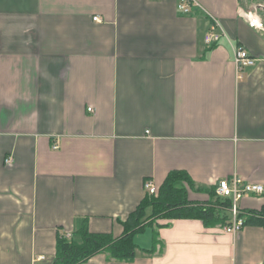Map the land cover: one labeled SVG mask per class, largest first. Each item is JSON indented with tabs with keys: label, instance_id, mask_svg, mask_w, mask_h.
Masks as SVG:
<instances>
[{
	"label": "crops",
	"instance_id": "obj_1",
	"mask_svg": "<svg viewBox=\"0 0 264 264\" xmlns=\"http://www.w3.org/2000/svg\"><path fill=\"white\" fill-rule=\"evenodd\" d=\"M249 1L183 14L179 0H0V264H53L58 235L83 226L120 235L144 182L158 190L172 170L190 176V200L238 176L263 186L238 212L264 208V30L245 17L264 29V5ZM210 16L226 32L213 47ZM236 47L254 65L237 72ZM166 222L162 254L143 253L146 228L133 261L80 264H263L258 225Z\"/></svg>",
	"mask_w": 264,
	"mask_h": 264
},
{
	"label": "trees",
	"instance_id": "obj_2",
	"mask_svg": "<svg viewBox=\"0 0 264 264\" xmlns=\"http://www.w3.org/2000/svg\"><path fill=\"white\" fill-rule=\"evenodd\" d=\"M188 188L194 189V183L185 171H170L156 194L145 193L137 206L121 221L123 230L120 235L90 232L85 226L73 232L70 239L58 235L53 264H80L102 252L107 254L108 259L133 261L139 249L134 236L146 228L152 230V244L150 248L142 250L143 253L162 254L164 243L159 239L158 229L168 226L169 222L157 223V219H198L205 227L223 226L230 220L232 201L218 196L215 186L206 189L209 199L205 202L190 200ZM248 213L249 216L238 214L244 219L243 226L255 224L264 231V208Z\"/></svg>",
	"mask_w": 264,
	"mask_h": 264
},
{
	"label": "built area",
	"instance_id": "obj_3",
	"mask_svg": "<svg viewBox=\"0 0 264 264\" xmlns=\"http://www.w3.org/2000/svg\"><path fill=\"white\" fill-rule=\"evenodd\" d=\"M177 9L183 14H188L191 11V0H179L177 3ZM249 24L259 30H264L260 21L259 14L256 11H250L245 13ZM95 20H99L97 16L93 17ZM223 37H226V32L219 22V20L213 16H210V22L205 32L203 41L207 46H213L220 43ZM234 63L237 72L242 71L248 66H252L255 63V58L242 47H236L234 51ZM91 111V107L88 108ZM56 147V145L54 146ZM5 162H10V157L5 159ZM144 188L148 194H155L157 191L156 186L150 182H144ZM216 194L223 198H230L232 200V206L230 208V220L222 227L225 232L233 234L238 233L243 228L244 219L239 217L236 202L246 194H259L263 192V186L260 184H254L246 182L238 176H234L230 179H221L215 186ZM63 236L67 239L72 237L69 232H64Z\"/></svg>",
	"mask_w": 264,
	"mask_h": 264
},
{
	"label": "rangeland",
	"instance_id": "obj_4",
	"mask_svg": "<svg viewBox=\"0 0 264 264\" xmlns=\"http://www.w3.org/2000/svg\"><path fill=\"white\" fill-rule=\"evenodd\" d=\"M249 3H250V7H253L252 8V10L254 9V8H260V7H262V5H264V0H251V1H249ZM260 9H258V11H259ZM254 11H256V10H254ZM257 12V11H256ZM168 220H170V219H157V223H163V222H166V221H168ZM158 221H162V222H158ZM227 224V223H226ZM225 224V225H226ZM224 226V225H223ZM222 226V227H223Z\"/></svg>",
	"mask_w": 264,
	"mask_h": 264
}]
</instances>
